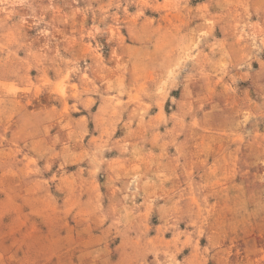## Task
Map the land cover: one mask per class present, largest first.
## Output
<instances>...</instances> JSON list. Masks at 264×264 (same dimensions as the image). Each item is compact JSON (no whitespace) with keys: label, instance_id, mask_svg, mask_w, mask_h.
<instances>
[{"label":"rangeland","instance_id":"obj_1","mask_svg":"<svg viewBox=\"0 0 264 264\" xmlns=\"http://www.w3.org/2000/svg\"><path fill=\"white\" fill-rule=\"evenodd\" d=\"M0 264H264V0H0Z\"/></svg>","mask_w":264,"mask_h":264}]
</instances>
